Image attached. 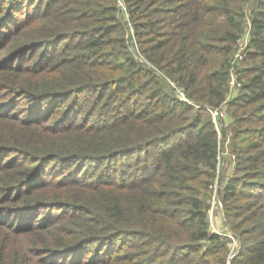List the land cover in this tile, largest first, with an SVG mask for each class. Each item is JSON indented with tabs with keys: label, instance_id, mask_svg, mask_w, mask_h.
Wrapping results in <instances>:
<instances>
[{
	"label": "trees",
	"instance_id": "16d2710c",
	"mask_svg": "<svg viewBox=\"0 0 264 264\" xmlns=\"http://www.w3.org/2000/svg\"><path fill=\"white\" fill-rule=\"evenodd\" d=\"M230 138L264 264V0H0V264H228Z\"/></svg>",
	"mask_w": 264,
	"mask_h": 264
},
{
	"label": "rangeland",
	"instance_id": "374dc122",
	"mask_svg": "<svg viewBox=\"0 0 264 264\" xmlns=\"http://www.w3.org/2000/svg\"><path fill=\"white\" fill-rule=\"evenodd\" d=\"M121 9L125 10L123 6L121 7ZM234 84H235V87H233V88L235 89L237 84H236V82H234ZM234 84H231V86H233ZM173 86L176 88V86L174 84H173ZM177 91L179 93V88H177ZM225 116L226 115L224 113V117ZM212 118H214V117L212 116ZM220 118H222V117H219V118L217 117L214 123H215L216 127L218 128V132L220 134V140L223 141V137L221 136V125H220V122H219ZM231 143H232V140L230 138L228 140V142H226V150H224L223 148L221 149V151L225 153V155H223L221 157V162H220V175L221 176L224 174L223 173L224 169H226V167H227L229 162H231L232 167L234 166V162H232L233 158L231 156V154H232L231 148H230ZM229 166H230V164H229ZM219 186L222 188L223 184L219 183ZM210 195L212 196V192H210ZM220 201H221V198H220ZM221 203H222V201H221ZM210 207H211V204H210ZM209 215H211V214H209ZM209 218H210V216H209ZM211 218H210V220H212L211 221V231L215 232V233L218 232V234L227 235L232 240V244H231V247H230V252H229V255H228L229 256L228 257V264H230V260L238 253V251L240 249V243H239L237 238L232 233L231 234L228 233V232L226 233V231L228 230V226H227V223H226V218H225V213H224V209H223V204H222V208L221 207L220 208L219 207H215L214 208L213 213L211 215Z\"/></svg>",
	"mask_w": 264,
	"mask_h": 264
},
{
	"label": "built area",
	"instance_id": "2783aa9c",
	"mask_svg": "<svg viewBox=\"0 0 264 264\" xmlns=\"http://www.w3.org/2000/svg\"><path fill=\"white\" fill-rule=\"evenodd\" d=\"M121 4V6H123V4L122 3H120ZM246 46H247V39L246 38H244L241 42H240V45H239V49H238V52H237V54H236V56H235V58H236V60L237 61H241L243 58H244V54H243V51L245 50V48H246ZM232 84H234V82L232 83ZM179 94L183 97V98H185L186 99V97H185V94H184V92L181 90V89H179ZM210 112L212 113V116L214 117L213 119V121L215 122V120H216V118L218 117H224V112L223 111H219V110H210ZM216 129H217V131H218V128L216 127ZM223 155H225V153L224 152H222L221 150H220V152H219V156H218V166H217V176H216V178H215V180H214V182L210 185V191L212 192V196H211V198H210V204H211V209H210V212H209V214H211L212 215V213H213V210H214V208L215 207H221L222 208V203H221V201H220V194H221V187L219 186V183H220V162H221V157L223 156ZM233 159H234V157H233ZM234 167V166H233ZM222 212V211H221ZM211 215H209L210 216V218H211ZM212 219V218H211ZM210 221H212V220H210ZM218 233V232H217ZM223 235V234H222Z\"/></svg>",
	"mask_w": 264,
	"mask_h": 264
},
{
	"label": "crops",
	"instance_id": "0c3cea01",
	"mask_svg": "<svg viewBox=\"0 0 264 264\" xmlns=\"http://www.w3.org/2000/svg\"><path fill=\"white\" fill-rule=\"evenodd\" d=\"M218 220V219H217Z\"/></svg>",
	"mask_w": 264,
	"mask_h": 264
}]
</instances>
